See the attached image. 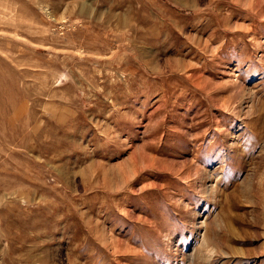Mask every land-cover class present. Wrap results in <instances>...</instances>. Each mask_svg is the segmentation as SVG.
I'll return each mask as SVG.
<instances>
[{
  "label": "rangeland",
  "instance_id": "1",
  "mask_svg": "<svg viewBox=\"0 0 264 264\" xmlns=\"http://www.w3.org/2000/svg\"><path fill=\"white\" fill-rule=\"evenodd\" d=\"M0 264H264V0H0Z\"/></svg>",
  "mask_w": 264,
  "mask_h": 264
}]
</instances>
